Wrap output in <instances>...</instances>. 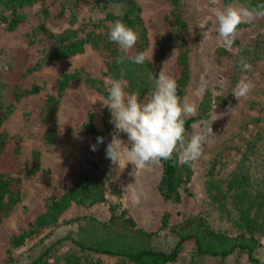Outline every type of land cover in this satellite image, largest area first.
I'll return each instance as SVG.
<instances>
[{
	"label": "rangeland",
	"instance_id": "374dc122",
	"mask_svg": "<svg viewBox=\"0 0 264 264\" xmlns=\"http://www.w3.org/2000/svg\"><path fill=\"white\" fill-rule=\"evenodd\" d=\"M133 1L147 30L144 53L153 55L149 62L156 77L164 67L176 80L181 100L186 96L196 106L192 116L205 96L212 102L209 112L192 123L191 136L205 133L206 142L201 155L189 161L192 177L179 188L181 200L167 202L158 190L160 161L130 175L133 165L123 154L120 165L105 158L114 135L124 142L122 153L130 144L126 133L116 132L109 109L100 101L108 97L113 80L106 74L101 52L86 44L82 52L68 57L49 61L46 56L53 46L49 32L73 29L78 37H85L93 30L105 37L112 24L107 17H122L125 0H44L15 11L0 7L6 18L14 13L22 16L13 29L0 21V105L6 112L1 130L20 138L18 150L11 147L3 165L11 176L20 178L21 186L19 202L0 218V264H135L80 249L71 239L93 243L100 236V225L93 227L86 221L107 224L112 216L132 219V229L155 232L149 244L166 251L174 246L186 220L195 217L218 232L239 237L237 213L229 202L234 173L248 178L247 190L264 196V19L242 23L233 45L226 49L219 43L216 13L229 4L245 7L242 3L179 0L175 11L169 0ZM43 9L48 12L45 17ZM176 12L181 25L173 22ZM41 21L48 32L39 28ZM242 48L251 53L257 49L256 55L245 57L252 65L250 71L240 65L236 69ZM65 76L71 78L64 82ZM119 80L132 94L127 80ZM241 80L251 81L254 87L239 102L232 93ZM33 88L36 92L21 95ZM89 115L104 137L97 151L91 150L96 141L84 129ZM202 122L213 132L207 133ZM73 126L79 130L77 135ZM26 168L31 172L22 171ZM90 181L100 185L101 200L84 201L97 193ZM75 188L80 200H72L55 221L22 242L13 241L31 229L52 199ZM261 208L264 211V203ZM166 213L167 226L161 228ZM262 239L264 231L257 236V249ZM194 251L190 241L168 264H251L244 250L223 259L198 258Z\"/></svg>",
	"mask_w": 264,
	"mask_h": 264
},
{
	"label": "trees",
	"instance_id": "16d2710c",
	"mask_svg": "<svg viewBox=\"0 0 264 264\" xmlns=\"http://www.w3.org/2000/svg\"><path fill=\"white\" fill-rule=\"evenodd\" d=\"M175 11L179 6V0H169ZM242 3L245 7L252 8L257 4L264 3V0H235ZM37 2L43 3L44 0H0V7L16 10L24 6H30ZM139 7L133 0H125L124 13L122 17H107L112 23L119 19L128 27L133 28L138 33V41L133 49L132 54L144 52L148 46L147 30L141 17L139 16ZM43 17L47 15V10L43 9ZM22 20V16L14 13L12 17L6 18L0 14V21L6 22L9 29H13L18 22ZM173 22L177 25L182 24L179 13H175ZM94 25H98L94 23ZM39 28L45 32L48 29L45 23L41 21ZM110 30V29H109ZM49 36L53 41V46L47 52L48 60L60 59L68 57L83 51L86 44L97 48L104 59L106 74L113 79L124 78L128 82V87L132 93L138 94L142 100L153 88L155 73L151 62L146 61L144 64H136L131 59L125 60L124 63H117L121 53L118 46L110 42L108 34L101 38L100 32L94 33L93 30L88 32L85 37H78L73 29H66L59 33L49 32ZM256 43H254L255 45ZM254 48L251 53L249 48L241 49V57L245 59L247 56L257 54ZM240 59H238L240 61ZM239 61L236 69L239 68ZM71 76H65L64 82L69 80ZM184 83V81H182ZM36 88L24 90L21 95L36 92ZM212 105L211 98L205 96L198 105L196 116L185 119V135L190 138L192 132V123L197 118H203L210 110ZM5 110L0 105V218L5 216L10 208L19 202L21 192L20 178L10 175L9 170L5 168L3 162L11 147L15 146V151L20 145V138L17 135L8 136L1 130V125L5 118ZM92 115H89L88 121L84 124L85 131L92 135L97 142L98 137L103 135L96 130L92 121ZM101 145V144H99ZM97 145V146H99ZM162 167V175L158 184V190L167 202H179L181 200L180 186L190 181L192 177L191 162H180L178 153L173 154L171 160H159ZM32 169H22L26 174ZM93 183L97 193L88 197L84 201H97L102 199V190L100 185L94 181ZM248 178L244 175L234 173L229 186L232 191L229 202L237 213L236 223L241 229L239 237L228 236L218 232L208 225H205L199 218L187 219L184 226L178 232V239L174 246L166 251L152 247L149 242L156 234L155 232H146L142 229H132L135 224L132 219L111 217L110 223L96 224L94 220L89 219L92 226L100 225V236L93 243L86 240L71 239L80 249L119 256L126 258L135 264H168L179 258L181 250L188 242L194 244V256L198 258L211 257L223 259L237 250H244L248 253L251 264H260L254 253L258 247L257 236L264 231V211L262 206L264 196L260 197L250 189ZM93 187V188H94ZM78 189L70 190L58 199H52L44 214L36 218L31 224V229L22 232L13 238L16 243L22 242L27 236L38 231L40 228L55 221L61 211L76 198L80 200ZM167 213L162 220L161 228L167 226ZM129 223V224H128ZM258 234V235H257ZM71 238V237H68ZM194 264V261L192 262Z\"/></svg>",
	"mask_w": 264,
	"mask_h": 264
},
{
	"label": "clouds",
	"instance_id": "9594fccd",
	"mask_svg": "<svg viewBox=\"0 0 264 264\" xmlns=\"http://www.w3.org/2000/svg\"><path fill=\"white\" fill-rule=\"evenodd\" d=\"M216 18L219 43L229 49L242 23L264 19V3L252 8L229 4L223 11L216 13ZM203 36L206 39V33H203ZM108 39L118 46L121 53L117 63H124L128 59L136 64L152 61L153 55L148 56L144 52L132 54L138 41V33L119 19L111 24ZM239 64L245 71L252 68L243 57ZM253 87L251 81L241 80L233 89L232 95L240 102L242 98L248 97ZM177 89L176 80L167 74L164 67L158 77L155 76L153 88L143 100L136 93H126L121 80H111L107 89L108 97L100 101L109 109L116 132L127 134L130 147L123 149L122 153L124 142L118 135H114L105 149V158L114 165H120L123 154L127 164L133 165L130 175H136L138 170L149 162L171 160L174 153H178L183 162L197 159L206 142V134L200 133L186 138L185 119L195 115L196 106L190 103L186 96L182 101ZM202 124L207 133L213 132L207 122ZM74 129V135H77L79 130L76 127ZM103 143L104 137H98L96 144L91 145V150L97 151V145ZM260 244L261 247L254 255L260 264H264V239L260 240Z\"/></svg>",
	"mask_w": 264,
	"mask_h": 264
}]
</instances>
